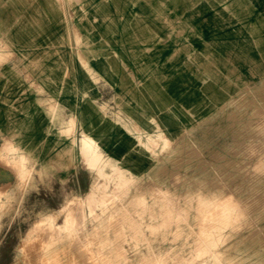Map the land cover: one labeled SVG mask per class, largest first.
<instances>
[{
	"label": "rangeland",
	"instance_id": "rangeland-1",
	"mask_svg": "<svg viewBox=\"0 0 264 264\" xmlns=\"http://www.w3.org/2000/svg\"><path fill=\"white\" fill-rule=\"evenodd\" d=\"M240 14L245 15L244 20ZM235 27L244 29L246 34L228 35ZM250 28L261 31L260 39L249 36L252 35L248 34ZM228 37L230 40L242 37L247 41L250 38V42L240 49L241 54L234 46L224 44ZM253 47L259 54L256 61L247 58L251 57L249 49ZM0 51V61H3L0 62V145L7 130L14 136L27 133L32 119L29 110H35L38 104L45 108L49 102L63 96L61 91L69 92V88L75 86V80L70 85L67 81L77 74V70L83 73L82 86L90 82L85 71L92 81L98 82L103 78L112 80L116 75L114 72L123 70L126 83L120 86L126 88L125 93L138 85L141 87L139 92L156 95L157 107L162 106V111L173 114L172 119L166 121L157 112L158 119L152 116L151 126L140 127L136 135L140 136L139 142H145L139 143L138 152L145 154L144 166L148 168L144 172L129 170L132 176L127 187L108 199L103 198L102 204H91L93 198H88V192L97 182L107 184L106 190L112 189V183H106L98 173L97 168L105 164L103 159L96 163L98 166L90 168V156L82 160L93 169L95 184L91 190L77 191L81 197L71 196L65 210L62 209L68 199L65 193L75 191H61V206L55 211L49 209L43 215H36L35 225L33 223L30 231L23 232L26 234L23 237L11 236L9 229L19 216L8 214V211L6 217L10 219V227L0 231H7L6 243L0 250L4 256L0 264H264V145L261 146L263 150L258 151L264 142V123L258 124L264 122V0H0ZM240 60L243 63H239ZM202 62L214 67L210 73L216 81H210L212 78L209 79L202 70ZM136 72L140 77H135V81ZM190 91L198 94V100L190 99ZM199 98L203 102L196 113ZM257 106L262 109L256 111ZM140 107L148 109L147 104ZM176 120L178 126L173 124ZM159 132L170 142L159 137ZM251 138L255 139L250 141ZM5 157L3 149L1 161H5ZM257 158L262 162L256 161ZM21 159L10 161L13 165H9L18 172L20 183L14 187L10 185L8 192L5 186L0 187L1 190L5 188L0 209L17 206L18 198L23 209L22 202L25 204L30 193L22 188L29 173L24 175ZM25 161L30 166L35 159L26 158ZM115 163L126 167L122 162ZM103 167L105 172L111 169L109 165ZM151 177L159 180L153 181ZM188 193L191 194L185 196ZM217 195L220 198L213 199ZM197 196L203 197V202L210 200L203 207L200 204L203 202H196L202 199L196 200ZM222 198L229 201L224 202ZM233 202L234 207L231 206ZM161 203L164 204L161 206ZM223 203L226 206L222 205L221 211L219 205ZM166 204L170 209L173 205V209L170 211ZM208 204L212 207L215 204L217 212ZM199 205L204 208L202 211L198 210ZM238 205L242 207V214L245 212L241 216ZM198 212H202V216ZM168 213L171 214L170 221L165 216ZM234 213L236 216L231 215ZM211 214L213 216L209 217ZM3 217L5 215L0 219ZM212 217H216L215 221ZM233 217L240 219L236 218L237 221ZM15 234L21 235V232ZM198 239L203 241L202 244ZM206 239H209V242L205 241L207 244ZM261 242L263 246L259 245ZM227 246L233 248L229 247L230 250ZM218 251L222 252L221 256Z\"/></svg>",
	"mask_w": 264,
	"mask_h": 264
},
{
	"label": "crops",
	"instance_id": "crops-1",
	"mask_svg": "<svg viewBox=\"0 0 264 264\" xmlns=\"http://www.w3.org/2000/svg\"><path fill=\"white\" fill-rule=\"evenodd\" d=\"M76 73L67 81L70 85L71 81L75 80V86L69 88V92L61 91L64 93L63 96L60 95L54 100L55 103L49 102L45 108L38 104L35 110H29L32 119L27 133L14 136L7 130L3 137L0 155L4 149L6 157L5 161L0 159V187L5 185L6 189L8 188L7 192L10 185L14 187V184L20 183L18 172L9 165L12 160H18L22 154L25 158L35 159L30 166L25 167V162L21 165L22 170L30 175L22 188L30 193L25 204L22 202L24 209L22 214L16 217L14 226L9 229L12 237L26 236L23 232L30 231V227L35 225L33 221L37 218L36 215L45 214L46 209L57 210L61 206L59 202V198L62 197L61 191H75L65 193L67 197H71L77 195L79 190L88 191L92 188L94 171L84 164L82 160L84 155L80 150V140L85 134L95 140L97 149L103 157L122 162L129 170L144 172L148 167L144 166L145 154L138 152L136 134L140 131L139 128L151 126L152 122L149 119L152 116L158 119L157 112L166 121L173 117L168 110L162 111L164 107H157L156 95L148 96L147 93L139 92L140 86H130L133 91L125 93L126 88L120 86L126 83L123 79L126 77L123 70L114 72L116 75L112 76V80L103 78L98 82L92 81L85 71L90 81L86 86H82L80 82L83 73L79 70ZM136 73L135 81V77L137 79L140 77L138 72ZM185 74L188 77V71ZM186 76L182 74V77ZM145 104L148 105V109H141L140 105ZM72 120L75 121L74 124ZM19 150L23 151L18 152ZM6 223H9L8 218ZM15 232H21V235Z\"/></svg>",
	"mask_w": 264,
	"mask_h": 264
},
{
	"label": "bare ground",
	"instance_id": "bare-ground-1",
	"mask_svg": "<svg viewBox=\"0 0 264 264\" xmlns=\"http://www.w3.org/2000/svg\"><path fill=\"white\" fill-rule=\"evenodd\" d=\"M76 1H77V0H76ZM240 15H241V14H240ZM244 17H245V15H241V18H242L243 20H244ZM70 18H71V17H70ZM236 26H239V25L236 23ZM75 27H76V26H75ZM249 30H250V31H248V34H252V35H249L250 37L253 36V37L256 38V39H260V37L262 36V35H261V31H259V30H257V29H252V28H250ZM241 34H242V35H243V34L245 35V34H246V31H245L244 29H243V30H242V29H237V28L235 27V29L232 30V32H230L228 35L232 36V35H241ZM254 38H253V39H254ZM251 40H252V39H251ZM248 41L250 42V38H249ZM248 41H247L246 38H242V37H240V38H236L235 40H233V39L230 40V38L228 37V39L226 40V42H225L224 44L227 45V46H230V45L234 46V47L237 49V51H240L241 54H242V51H241L240 49H241L242 47H244L245 43L248 42ZM1 50H2V49H1ZM0 52H1V51H0ZM12 53H13V52H12ZM12 53H11V54H12ZM249 54H250L251 57L248 56L247 58H249V59H251V60L254 59L255 61H256V58H258V56H259L256 47H255V48L253 47V48L249 49ZM0 55H1V54H0ZM3 58H4V57H3ZM81 58H82V57H81ZM0 59H2V57H1ZM80 60H82V59H80ZM83 60H84V59H83ZM4 61H5V60H4ZM247 61H248V60H247ZM0 62H3V61H0ZM81 62H82V61H81ZM239 63H243V62L240 60ZM239 63H238V64H239ZM201 65L203 66V69H202V70H203V71L205 72V74L209 77V79L212 78V77H211L212 74H211L210 72L213 71V68H214V67H213V66H210L209 64L204 63V62H202ZM131 74H132V73H131ZM25 75H27V73H26ZM93 76H95V75H93ZM93 76H92V77H93ZM133 78H134V77H133ZM214 78H215V77H214ZM214 78L210 79V81H211V82H212V81H213V82L216 81V78H215V79H214ZM98 80H99V79H98ZM190 80H193V79H190ZM263 80H264V79H263ZM39 85H40V84H39ZM208 85H209V83H207V86H208ZM263 87H264V86H263ZM38 92H39V90H38ZM263 95H264V94H263ZM189 97H190V99L194 100L192 97L197 98V97H198V94L195 93V92L190 91V92H189ZM262 98L264 99V97H262ZM53 99H54V98H53ZM248 99H250V98H248ZM187 100H188V99H187ZM195 100H198V98L195 99ZM47 101H48V100H47ZM184 101H185V100H184ZM226 101L229 102L230 99H227ZM226 101H225V102H226ZM231 101H233V100H231ZM231 101H230V102H231ZM252 101H253V100H252ZM252 101H251V102H252ZM53 102H54V101H53ZM53 102H52V103H53ZM56 102H57V101H56ZM195 102H196V101H195ZM202 102H203V99H202V98H199V103H198V102H197L198 104L196 103V104L198 105V109H197V107H196V108L194 107L195 110L197 109V110L195 111L196 113H198L199 108H200ZM47 103H48V102H47ZM54 103H55V102H54ZM244 103H245V102H244ZM244 103H243V105H245ZM246 103H247V102H246ZM248 103H250V101H249ZM252 103H253V102H252ZM41 104H42V103H41ZM107 104H108V102H107ZM187 104H188V102L185 103V106H186V107H187ZM262 104H263V103H262ZM211 105L214 106V103H212ZM54 106H55V105H54ZM111 106H112V105H111ZM208 106H209V105H208ZM236 106H237V105H236ZM104 107H105V106H104ZM241 107H242V105H241ZM48 108H49V107H48ZM108 108H109V107H108ZM238 108H239V107H238ZM49 109H50V108H49ZM53 109H54V108H53ZM103 109H104V108H103ZM256 109L259 111V109H262V107L258 109V106H257V107L255 108V110H256ZM50 110H52V109H50ZM117 110H118V109H117ZM257 110H256V111H257ZM262 112H263V111H262ZM53 113H54V112H53ZM191 113H192V112H191ZM253 113H254V111H253ZM256 113H257V112H256ZM104 114H105V113H104ZM263 114H264V113H263ZM118 116H119V115H118ZM252 116H254V114H252ZM257 116H258V115H257ZM249 117H250V116H249ZM68 118H70V117H68ZM235 118H236V117H235ZM50 119H51V118H50ZM122 119H123V118H122ZM150 119H151V118H150ZM150 119H149V120H150ZM154 119H155V118H154ZM250 119H251V118H250ZM72 121H73V120H72ZM155 121H156V120H155ZM235 121H236V120H235ZM256 121H257V120H256ZM74 122H75V121H73V124H74ZM134 122H135V121H134ZM154 123H155V122H154ZM255 123H256V122H255ZM255 123H254V125H255ZM259 123L261 124V123H264V122H263V121H262V122H258V124H259ZM122 124H123V123H122ZM158 124H159V123H158ZM173 124H174V126H178V125H177V124H178V121H177V120H176V121H173ZM258 124H257V125H258ZM67 125H68V123H67ZM71 125H72V124H71ZM261 125H262V124H261ZM123 126H124V125H123ZM128 126H129V125H128ZM159 126H160V124H159ZM159 126H158V127H159ZM161 126L164 127L163 125H161ZM248 126H249V124H248ZM248 126H247V128H248ZM259 126H260V125H259ZM251 127H252V126H251ZM129 128H131V127L129 126ZM132 128H133V127H132ZM135 128H136V127H135ZM254 128H255V127H254ZM125 129H126V128H125ZM139 129H140V128H139ZM257 129H258V128H257ZM72 130H73V128H72ZM126 130H127V129H126ZM156 130H157V129H156ZM245 130H246V129H245ZM245 130H244V131H245ZM249 130H250V129H249ZM259 130H261V129H259ZM263 130H264V129H263ZM263 130H262V131H263ZM132 131H133V130H132ZM240 131H242V130H240ZM262 131H261V132H262ZM71 132H72V131H71ZM161 132H163V131H161ZM161 132L158 133L159 137H161V138L163 137L165 140H168V138H166V136H165V137H164V136H160V135H161V134H160ZM255 132H256V130H255ZM255 132H254V133H255ZM263 132H264V131H263ZM263 132H262V133H263ZM83 133H84V132H83ZM245 133H246V132H245ZM258 133H259V132H258ZM84 134H85V133H84ZM144 134H146V133H144ZM149 134H152V133H149ZM69 135H70V134H69ZM257 135H258V138H259V134H257ZM80 136H81V134H80ZM133 136H135V135H133ZM73 137H74V136H73ZM138 137L140 138V136H138ZM246 137H247V136H246ZM260 137H261V136H260ZM135 138H136V137H135ZM148 138H150V137H148ZM152 138H153V137H152ZM179 138H180V137H179ZM262 138H263V137H262ZM254 139H255V138H253V140H254ZM259 139H260V138H259ZM162 140H163V139H162ZM176 140H177V139H176ZM253 140H252V138L250 139V141H253ZM80 141H81V146H80V145H79V146L81 147L80 150H82L81 152L83 153L84 158L87 159V158L90 157V156H91V158H92V161H91V167H90V168H94V167L98 166V165H97V164H98V161H99L100 159H103V161H104L105 164H101L102 167H101V168H99V167L97 168V169H98V173L101 174V175L104 177L106 183H112V189L106 190L107 184H105V183H101V182H97V183L95 184V182H93V183L95 184V185H94V188L92 187L93 189H92V190L90 189L91 191L88 192V195H87V196H88L89 199L93 198V199H92L93 202H91V204L94 203V204L100 205V204H102V200H103V198H104V200H105V199H108V198L112 197L113 194H115L118 190H120V189H122V188H124V187H127V185H128V184H127V181L130 180V177H131L132 175H131V172L129 171V169H128L127 167H124L123 165H119V164L115 163V161L112 160V159H110V157H105V156L103 157L102 154H101V152L98 151V149H97V144L95 143V140H94L92 137H89V135L86 136V134H85V136H84V137L82 138V140H80ZM143 141H144V140H143ZM168 141H169V140H168ZM234 141H235V140H234ZM144 142H145V141H144ZM144 142H143V143H144ZM169 142H170V141H169ZM172 142H173V141H172ZM242 142H243V140H242ZM260 142H261V141H260ZM138 143H142V141L140 140V142H139V140H138ZM143 143H142V144H143ZM173 143H174V142H173ZM175 143H177V141H175ZM252 143H253V142H252ZM255 143H256V144H259V143H257V142H255ZM157 144H158V143H157ZM157 144H155V145H157ZM161 144H162V143H161ZM167 144H168V143H167ZM238 144H239V146L241 145L240 142H238ZM244 144H245V143H244ZM186 145H187V144H186ZM251 145H252V144H251ZM263 145H264V142H263V144L261 143L260 147L263 146ZM166 146H167V145H166ZM159 147H160V146H159ZM193 147H194V145H193ZM258 147H259V146H258ZM258 147H257V148H258ZM156 148H157V147H156ZM170 148H171V147H170ZM185 148H186V147H185ZM232 148H233V147H232ZM232 148H231V149H232ZM241 148H242V147H241ZM241 148H240V149H241ZM244 148H245V147H244ZM247 148H249V147H247ZM158 149H159V148H158ZM192 149H193V148H192ZM251 149H252V148H251ZM261 149H262V147H261L258 151H260ZM169 150H170V149H169ZM182 150H183V147H182ZM245 150H246V149H245ZM262 150H263V149H262ZM15 151H16V150H15ZM21 151H23V150H21ZM156 151H157V149H156ZM158 151H159V150H158ZM189 151H190V150H189ZM193 151H195V149H194ZM193 151H192V152H193ZM232 151H233V150H232ZM236 151H238V150H236ZM154 152H155V150H154ZM172 152H173V151H172ZM242 152H243V151H242ZM247 152H248V149H247ZM150 153H151V152H150ZM162 153H163V152H162ZM190 153H191V151H190ZM193 153H194V152H193ZM235 153H236V152H235ZM256 153H257V150H256ZM28 154H29V153H28ZM80 154H81V153H80ZM196 154H197V153H196ZM196 154H195V155H196ZM19 155H20V154H19ZM158 155H159V154H158ZM180 155H181V153H180ZM187 155H188V154H187ZM190 155H191V154H190ZM192 155H194V154H192ZM197 155H198V154H197ZM16 156H17V155H16ZM81 156H82V155H81ZM106 156H107V155H106ZM159 156H160V155H159ZM215 156H216V155H215ZM254 156H255V155H254ZM258 156H259V155H258ZM258 156H257V157H258ZM262 156H263V155H262ZM18 157H19V156H18ZM18 157H17V158L15 157V158L18 159ZM153 157H154V156H153ZM156 157H157V156H156ZM218 157H220V156H218ZM260 157H261V156H260ZM1 158H2V157H1ZM19 158H22L21 160H22L23 163L26 162V161H25L26 158H25V156H24L23 154H22ZM82 158H83V157H82ZM154 158H155V157H154ZM188 158H190V157H188ZM157 159H160V158H157ZM173 159L175 160V158H173ZM178 159H179V158H178ZM186 159H187V158H186ZM186 159H185V160H186ZM200 159H201V158H200ZM263 159H264V158H263ZM176 160H177V159H176ZM181 160H182V159H181ZM188 160H189V159H187V161H188ZM202 160H204V159H202ZM258 160H260V159L257 158L256 161H258ZM101 161H102V160H101ZM101 161H100V162H101ZM179 161H180V160H179ZM179 161H178V162H179ZM200 161H201V160H200ZM200 161H199V162H200ZM206 161H208V160H206ZM256 161H255V162H256ZM260 161H261V160H260ZM172 162H173V161H172ZM178 162H177V163H178ZM185 162H186V161H185ZM204 162H205V161H204ZM225 162H226V161H225ZM261 162H262V161H261ZM263 162H264V161H263ZM96 163H97V164H96ZM175 163H176V162H175ZM182 163H183V160H182ZM11 164L13 165V163H11ZM199 164H201V163H199ZM219 164H220V163H219ZM230 164H231V163H230ZM232 164H233V162H232ZM232 164H231V165H232ZM106 165H109V166L111 167L110 171H108V172H107V171L105 172V170L103 169V168H104L103 166H106ZM181 165H182V164H181ZM237 165H238V164H237ZM26 166H27V165L25 164V167H26ZM238 166H240V165H238ZM243 166H244V165H243ZM23 167H24V166H23ZM178 167H179V166H178ZM218 167H219V166H218ZM224 167H225V166H224ZM224 167H223V168H224ZM176 168H177V167H176ZM182 168H183V167H182ZM203 168H204V167H203ZM245 168H246V167H245ZM16 169H17V168H16ZM25 169H26V168H25ZM27 169H28V168H27ZM191 169H192V168H191ZM166 170H167V169H166ZM170 170H171V169H170ZM28 171H31V170H28ZM37 171H38V170H37ZM161 171H162V170H161ZM175 171H176V170H175ZM38 172H39V171H38ZM163 172H164V171H163ZM163 172H161V173H163ZM165 172H166V171H165ZM222 172H223V171H222ZM256 172H257V171H256ZM218 173H219V172H218ZM165 174H166V173H165ZM171 174H172V173H171ZM177 174H178V173H177ZM231 174H232V173H231ZM3 175H4V174H3ZM24 175H26V171H24ZM217 175H218V174H217ZM217 175H216V176H217ZM228 175H229V174H228ZM228 175H226V176H228ZM258 175H259V174H258ZM174 176H175V175H174ZM216 176H215V177H216ZM229 176H230V175H229ZM27 177H28V176H27ZM128 177H129V178H128ZM179 177H180V176H179ZM253 177H254V176H253ZM256 177L258 178V177H260V176H256ZM4 178H5V177H4ZM151 178H152V177H151ZM170 178H171V177H170ZM170 178H169V179H170ZM182 178H183V177H182ZM182 178H181V179H182ZM212 178H213V177H212ZM220 178H221V177H220ZM226 178H227V177H226ZM251 178H252V177H251ZM133 179H135V178H132V180H133ZM138 179H139V178H138ZM152 179H153V181H154V180H159V178H158V179H156V178H152ZM181 179H180V180H181ZM185 179H186V178H185ZM185 179H184V180H185ZM193 179H194V178H193ZM135 180H136V179H135ZM140 180H142V179H140ZM255 180H256V179H255ZM136 181H137V180H136ZM147 181H148V180H147ZM168 181H169V180H168ZM172 181H173V180H172ZM172 181H171V182H172ZM199 181H200V180H199ZM218 181H219V179H218L216 182H218ZM231 181H233L232 178H231ZM231 181H230V182H231ZM137 182H138V181H137ZM140 182H141V181H140ZM150 182H151V181H150ZM188 182H189V181H188ZM205 182H207V181H205ZM216 182H215V183H216ZM223 182H224V181H223ZM176 183H177V182H176ZM189 183H190V182H189ZM196 183H197V182H196ZM198 183H199V182H198ZM212 183H213V181H212ZM224 183H226V182H224ZM228 183H229V182H228ZM2 184H3V183H2ZM18 184H19V182H18ZM126 184H127V185H126ZM138 184H139V183H138ZM146 184H147V183H146ZM154 184H155V183H154ZM154 184H153V187H154ZM156 184H157V183H156ZM171 184H172V183H171ZM173 184H174V183H173ZM173 184H172V185H173ZM222 184H223V183H222ZM222 184H221V185H222ZM249 184H250V183H249ZM157 185H159V184H157ZM160 185H161V184H160ZM199 185H200V183H199ZM216 185H217V184H216ZM216 185H213V186L216 187ZM224 185H225V184H224ZM226 185H227V184H226ZM226 185H225V186H226ZM0 186H1V185H0ZM4 186H5V185H2V187H4ZM17 186H18V185H17ZM137 186H138V185H137ZM146 186H147V185H146ZM150 186H152L151 183H150ZM162 186H163V184H162ZM201 186H202V185H201ZM201 186H200V187H201ZM209 186H210V185H209ZM218 186H219V184H218ZM236 186H237V185H236ZM153 187H149V189L151 188V190H154V189H152ZM173 187H174V186H173ZM196 187H197V186H196ZM205 187H206V186H205ZM234 187H235V186H234ZM251 187H252V185H251ZM5 188H6V187H5ZM5 188H4V190H5ZM136 188H137V187H136ZM161 188H162V187H161ZM165 188H166V187H165ZM167 188H168V187H167ZM222 188H225V187L222 186ZM7 189H8V188H7ZM21 189H22V188H21ZM168 189H169V188H168ZM186 189H187V188H186ZM194 189H195V188H194ZM2 190H3V189H2ZM2 190L0 189V200H1V196H2V194H3ZM4 190H3V191H4ZM156 190H158V189H156ZM192 190H193V189H192ZM198 190H199V189H198ZM216 190H217V188H216ZM224 190H225V189H224ZM224 190H223V191H224ZM235 190H236V187H235ZM237 190H238V188H237ZM237 190H236V191H237ZM254 190H255V189H254ZM5 191H6V190H5ZM18 191H19V190H18ZM18 191H17V192H18ZM148 191H150V190H148ZM148 191H147V192H148ZM189 191H191V190H189ZM226 191H227V189H226ZM239 191H240V190H239ZM257 191H258V190H257ZM257 191H256V192H257ZM261 191H262V190H261ZM261 191H260V192H261ZM152 192H153V191H152ZM158 192H159V191H158ZM174 192H175V191H174ZM192 192H193V191H192ZM200 192H201V191H200ZM200 192H199V193H200ZM228 192H229V191H228ZM251 192H252V191H251ZM5 193H6V192H5ZM149 193H151V192H149ZM156 193H157V192H156ZM159 193H161V191H160ZM167 193H168V192H167ZM193 193H194V192H193ZM193 193H192V194H193ZM217 193H218V191H217ZM217 193H215V194H217ZM221 193H222V192H221ZM225 193H226V192H225ZM230 193H231V192H230ZM254 193H255V191H254ZM261 193H262V192H261ZM162 194H163V193H162ZM162 194H159V195H162ZM175 194H176V193H175ZM190 194H191V193H190ZM190 194L188 193V195H185V196H189ZM203 194H204V192H203ZM210 194H212V193H210ZM249 194H250V193H249ZM258 194H260V193L258 192ZM6 195H8V194L6 193ZM9 195H10V194H9ZM14 195H16V194H14ZM159 195H158V196H159ZM165 195H166V194H165ZM193 195H194V194H193ZM205 195H206V194H205ZM224 195H227V194H224ZM253 195H254V194H253ZM10 196H11V195H10ZM87 196L85 195V197H87ZM158 196H157V197H158ZM166 196H167V195H166ZM166 196H165V197H166ZM185 196H184V197H185ZM194 196H195V195H194ZM194 196H193V197H194ZM201 196H202V195H201ZM201 196H200V197H201ZM203 196H204V195H203ZM260 196H262V195H260ZM15 197H16V196H15ZM21 197H22V194H21ZM21 197H20V198H21ZM73 197H81V196H80V194H77V195H73ZM157 197H156V198H157ZM184 197H183V198H184ZM197 197H198V198L195 197L196 200L200 198L199 196H197ZM206 197L208 198V197H210V196L208 195V196H206ZM223 197H224V196H223ZM225 197L227 198V196H225ZM229 197H231V200H232L233 196L231 195V196H229ZM229 197H228V198H229ZM255 197H256V196L254 195V199H256ZM257 197H258V195H257ZM66 198H68V199H66L67 201H66V203L64 204V206H63V208H62V209H64V210H65L66 207H67V202H68V200H69L70 197H66ZM158 198H159V197H158ZM158 198H157V200L160 199V198H159V199H158ZM161 198H162V196H161ZM170 198H171V197H170ZM186 198H187V197H186ZM201 198H202L201 201H200V199H199V200H197L196 202L199 201V203H200V202H203L202 200H205V199H203V197H201ZM215 198H218V195H217V197H213V199H215ZM219 198H220V196H219ZM219 198H218V199H219ZM226 198H225V199H226ZM237 198H238V197H237ZM246 198L248 199V197H246ZM164 199H166V198H164ZM184 199H185V198H184ZM188 199H189V198H188ZM188 199H187V200H188ZM192 199H193V198H192ZM192 199L190 198L189 201H192ZM218 199H217V201H218ZM222 199H223V198H222ZM222 199H221V200H222ZM244 199H245V197H244ZM249 199H250V198H249ZM260 199H261V197H260ZM3 200H4V199H3ZM3 200H2V201H3ZM87 200H88V199H87ZM169 200H172V199H169ZM169 200H168V201H169ZM208 200H210V198L206 200L207 203H208ZM223 200H224V199H223ZM235 200H236V199H235ZM241 200H242V199H241ZM251 200H252V199H251ZM256 200H257V199H256ZM256 200H255L254 203H257ZM2 201H1V202H2ZM79 201H82V200H79ZM189 201H188V202H189ZM206 201H204L203 203H200V204H203V207H204V203H205ZM211 201H212V200H211ZM215 201H216V200H215ZM217 201H216V202H217ZM226 201H229V200H224V202H226ZM242 201H243V200H242ZM246 201H248V200H246ZM19 202H21V200L18 198V199L16 200V205H17V206L13 207L12 209L9 208V210H7V209H8V208H6L7 206L5 207L6 209H5V208H4V209H0V217H2L3 215H5V217H3V218L0 219V231L3 230V229L6 230V229H8V228L10 227V221H9V223H6V218H7L6 215H7V213H8L7 211H10L8 214L11 213V215H12V214H15L16 216H20V215L22 214L21 210L23 211L24 209L20 208V204H19ZM143 202H144V200H143ZM143 202H142V203H143ZM158 202H159V201H158ZM160 202H161V201H160ZM162 202H163V201H162ZM164 202H165V201H164ZM186 202H187V201H186ZM216 202H215V203H216ZM218 202H219V201H218ZM218 202L216 203V205L219 204ZM220 202H221V201H220ZM243 202H244V201H243ZM258 202H259V201H258ZM5 203H6V202H5ZM140 203H141V202H139V204H140ZM156 203H157V202H156ZM211 203H213V202H211ZM227 203H228V202H227ZM229 203H230V202H229ZM234 203H235V202L231 203V204H232L231 206H233V205L236 206ZM244 203H245V202H244ZM249 203H250V201H248L247 204H249ZM251 203H252V202H251ZM143 204H144V203H143ZM162 204H164V203H161V206H162ZM167 204H168V203H167ZM167 204H166V205H167ZM171 204H172V203H171ZM224 204H226V203L220 204L219 206L221 207V206L224 205ZM238 204H239V203H238ZM257 204H258V203H257ZM257 204H256V205H257ZM262 204H263V202H262ZM157 205H159V204H157ZM166 205H165V206H166ZM168 205H169V204H168ZM168 205H167L166 207H169V209H170V206H168ZM205 205H206V204H205ZM214 205H215V204H214ZM214 205H213V207H214ZM216 205H215V206H216ZM240 205H243V203H241ZM240 205H238V208H239ZM249 205H250V204H249ZM259 205H261V203H260ZM259 205H257V206H259ZM163 206H164V205H163ZM199 206H200V208H198V210L202 211L204 208L201 209L202 206H201V205H199ZM208 206H210V204H208ZM224 206H226V205H224ZM228 206H230V204H228ZM231 206H230V208H231ZM234 206H233V207H234ZM250 206H252V205H250ZM257 206H256V208H258ZM92 207H93V206H92ZM159 207H160V205H159ZM173 207H174V206L172 205L171 209H173ZM206 207H207V206H206ZM213 207L210 206V208H212V210H213L214 212H217V210H214L215 207H214V208H213ZM233 207H232V208H233ZM253 207L255 208L254 204H253ZM253 207H252V208H253ZM261 207H262V205H261ZM261 207H260V208H261ZM161 208H162V207H161ZM163 208H164V207H163ZM207 208H208V207H207ZM218 208H219V207H218ZM218 208H216V209H218ZM223 208H224V207H223ZM227 208H228V207H227ZM230 208H228V209L230 210ZM241 208H242V207H241ZM241 208H239V211H240V213H241L240 216L243 215V214L245 213V212H244V213L242 214V211L240 210ZM244 208H245V207H244ZM244 208H243V211H245ZM246 208H247V210H246V212H247V211H248V207H246ZM250 208H251V207H250ZM254 208H253V209H254ZM169 209H168V210H169ZM171 209H170V211H171ZM208 209H209V208H208ZM219 209H220L221 211L223 210L222 207L219 208ZM224 209H225V211L227 210L226 208H224ZM161 210H163V209H161ZM166 210H167V208H166ZM168 210H167V212H169ZM209 210H210V209H209ZM229 210H228V211H229ZM262 210H263V209H262ZM11 211H12V212H11ZM45 211L47 212L48 209H46ZM59 211H60V210H59ZM159 211H160V210H159ZM164 211H165V209L163 210V212H164ZM205 211H206V210H205ZM207 211H208V210H207ZM213 211H212V212H213ZM228 211H227V212H228ZM234 211H235V210H234ZM237 211H238V209H237ZM249 211H251V210H249ZM227 212H226V213H227ZM231 212H232V210H230V213H231ZM18 213H19V214H18ZM54 213H55V212H54ZM72 213H73V212H72ZM157 213H158V212H157ZM165 213H166V211H165ZM165 213H164V214H165ZM198 213H200V212H198ZM223 213H224V212H223ZM223 213H222V214H223ZM230 213H228V215H229ZM235 213H236V212H235ZM235 213H234V214H231V215L234 216ZM263 213H264V212H263ZM50 214H52V213H50ZM55 214H56V213H55ZM73 214H74V213H73ZM171 214L173 215V211H172ZM171 214L168 213V215H165V216H167V217L169 218V221H170V217H169V215H171ZM201 214H202V212H201L200 214H198V215H201ZM203 214L205 215V213H203ZM208 214H209V213H207L206 216H208ZM212 214H213V213H212ZM212 214L209 215V217L213 216ZM214 214H215V213H214ZM218 214H219V213H218ZM220 214H221V213H220ZM236 214H237V213H236ZM238 214H239V213H238ZM238 214H237V215H238ZM261 214H262V213H261ZM160 215H161V214H160ZM162 215H163V213H162ZM162 215H161V216H162ZM223 215H224V214H223ZM228 215H227V216H228ZM13 216H14V215H13ZM38 216H40V214H39ZM45 216H47V214H46ZM201 216H202V215H201ZM201 216H200V217H201ZM206 216H205V217H206ZM235 216H236V215H235ZM246 216H247V215H246ZM254 216H255V215H254ZM259 216H260V215L258 214V217H259ZM41 217H42V216H41ZM162 217H163V218H166V217H164V216H162ZM198 217H199V216H198ZM200 217H199V219H200ZM205 217H204V218H205ZM209 217H207V218H209ZM228 217L231 218L230 216H228ZM247 217H248V216H247ZM255 217H256V216H255ZM258 217H257V218H258ZM11 218H12V216H11ZM212 218H213V221H215L214 218H216V217H212ZM223 218H224V217H223ZM236 218H238V217H236ZM236 218H235V219H236ZM244 218H245V217H244ZM257 218H256V219H257ZM261 218H262V216H261ZM15 219H16V217H15ZM15 219H14L13 222H15ZM39 219H40V218H39ZM47 219L49 220V218H47ZM53 219H54V217H53ZM161 219H162V218H161ZM166 219H167V218H166ZM166 219H165V220H166ZM218 219H219V218L217 217V220H218ZM225 219H226V218H225ZM227 219H228V218H227ZM233 219H234V217H233ZM235 219H234V220H235ZM238 219H240V218H238ZM238 219H236V220L238 221ZM9 220H10V219H9ZM40 220H41V219H40ZM51 220H52V219H50V221H51ZM163 220H164V219H163ZM205 220H207V219H205ZM210 220L212 221V219H209L208 221H210ZM234 220H232V221H234ZM246 220H247V219H245V221H246ZM250 220H251V218H250ZM254 220H255V218L253 219V221H254ZM257 220H258V219H257ZM77 221H78V220H77ZM200 221H201V219H200ZM224 221H225V220H224ZM224 221H223V222H224ZM228 221H230V220H228ZM245 221L243 222V224H246ZM63 222H64V221H63ZM67 222H68V221H67ZM74 222H75V221H74ZM161 222H162V221H161ZM163 222H164V221H163ZM202 222H204L203 219H202ZM202 222H201V223H202ZM216 222H217V221H216ZM218 222H222V221L219 220ZM239 222H241V221L239 220ZM239 222H238V224H239ZM250 222H252V220H251ZM11 223H12V221H11ZM167 223H168V222H167ZM204 223H206V221H205ZM210 223H212V222H210ZM231 223H232V222H231ZM252 223H253V222H252ZM12 224H13V223H12ZM48 224H49V223H48ZM161 224H162L161 226L164 225L163 223H161ZM206 224H207V223H206ZM208 224H209V223H208ZM208 224H207V225H208ZM213 224H214V223H213ZM226 224H228L227 221H226ZM226 224L223 223V225H226ZM233 224H234V223H233ZM235 224H236V223H235ZM250 224H251V223H250ZM53 225H54V224H53ZM55 225H56V224H55ZM55 225H54V226H55ZM134 225H135V224H134ZM149 225H150V224H149ZM159 225H160V224H159ZM207 225H206V226H207ZM219 225H220V224H218V226H219ZM223 225H222V226H223ZM229 225H230V223H229ZM254 225H255V224H254ZM254 225L251 224V226H254ZM50 226H51V225H50ZM150 226H151V225H150ZM157 226H158V225H156V227H157ZM161 226H160V227H161ZM200 226L202 227V226H204V225L200 224ZM216 226H217V225H216ZM222 226H221V228H223ZM232 226H233V225H232ZM239 226H241V224H240ZM243 226H244V225H243ZM256 226H257V225H256ZM135 227H136V225L134 226V228H135ZM156 227H154V228H156ZM201 227H200V228H201ZM207 227H209V226H207ZM230 227H231V226H230ZM244 227H245V226H244ZM246 227H247V226H246ZM137 228H138V227H137ZM137 228H135V229H137ZM202 228H204V227H202ZM205 228H206V227H205ZM210 228H213V227H210ZM218 228H219V227H218ZM234 228H237V227L234 226ZM234 228H232V229H234ZM53 229H54V228H53ZM132 229H133V227H132ZM157 229H158V227H157ZM157 229H156V231H158ZM160 229H161V228H160ZM206 229H207V228H206ZM206 229H205V230H206ZM214 229H215V228H214ZM241 229H243V227H241L240 230H241ZM247 229H248V228H247ZM253 229H254V228H253ZM257 229H258V226H257ZM259 229L261 230V228H259ZM199 230L201 231V229H199ZM237 230H238V229H237ZM260 230H259V232H260ZM42 231H43V230H42ZM132 231H134V229H133ZM200 231H199V232H200ZM218 231H221V230L218 229ZM238 231H239V230H238ZM6 232H7V231H6ZM6 232L0 233V238H1V239H0V250L2 249L1 246H3V244L6 243V241H5V238H6ZM202 232H205V231H202ZM202 232H201V233H202ZM209 232H210V233H208V234L210 235V234H211V231H209ZM249 232H251V231H249ZM261 232H262V231H261ZM201 233H200V234H201ZM203 234L205 235V233H202V235H203ZM217 234H218V232H217ZM220 234H221V232H220ZM223 234H224V233H223ZM229 234H230V233H229ZM257 234H258V233H257ZM257 234H256V235H257ZM259 234H260V233H259ZM262 234L264 235V233H262ZM206 235H207V234H206ZM227 235H228V234H227ZM254 235H255V234H254ZM210 236L212 237L213 235H210ZM218 236H219V234H218ZM218 236L216 235L215 238L217 237L216 239H218ZM220 236H221V235H220ZM220 236H219V238H220ZM249 236H250V235H249ZM261 236H262V235H261ZM261 236H260V237H261ZM205 237H206V236H203L204 239H205ZM208 237H209V236H207V238H208ZM222 237H223V235H222ZM200 238H202V236H201ZM223 238H224V237H223ZM243 238H244V237H243ZM248 238H250V237H248ZM251 238H253V234H252V237H251ZM38 239H39V238H38ZM225 239H226V238H225ZM225 239H223V240H225ZM253 239H254V238H253ZM253 239H252V240H253ZM261 239H262V238H261ZM261 239H260V241H261ZM263 239H264V237H263ZM198 240H199V239H198ZM198 240H197V241H198ZM207 240H208V242H209V239L204 240V242L207 241ZM223 240H222V242H223ZM244 240H245V238H244ZM199 241H200V240H199ZM199 241H198V242H199ZM211 241H213V240L211 239ZM260 241H259V243H260ZM198 242H196V243L198 244ZM201 242H203V241H200L199 244H202ZM214 242H215V241H214ZM263 242H264V241H263ZM205 243H206V242H205ZM211 243H212V242H211ZM206 244H207V243H206ZM215 244H216V243H215ZM215 244H214V245H215ZM263 244H264V243H263ZM211 245H212V244H211ZM259 245H262V242H261V244H259ZM36 246H37V245H36ZM207 246H210V244H208ZM262 246H263V245H262ZM28 247H29V246H28ZM73 247H74V246H73ZM197 247H200V245H198ZM197 247H196V248H197ZM203 247H205V246H203ZM227 247H228V246H227ZM229 247H230V246H229ZM229 247H228V248H229ZM260 247H261V246H260ZM75 248H76V246H75ZM205 248H206V247H205ZM230 248H233V247H230ZM230 248H229V249H230ZM263 248H264V247H263ZM24 249H25V248H24ZM200 249H201V247H200ZM210 249L212 250L213 248L211 247ZM210 249H208V251H209ZM30 250H31V249H30ZM203 250H204V251H203ZM203 250H202V251H203L204 253H206V251H205L206 249H203ZM211 250H210V251H211ZM213 250H214V249H213ZM227 250H228V249H227ZM230 250H231V249H230ZM76 251H77V250H76ZM79 251H80V250H79ZM24 252H26V251H24ZM70 252H71V251H70ZM197 252H198V251H197ZM211 252H212V251H211ZM211 252H210L209 254H211ZM204 253H203V255H204ZM218 253H219V251H218ZM218 253H217V255H218ZM226 253H228V252H226ZM197 254H198V253H197ZM201 254H202V253H201ZM207 254H208V253H207ZM224 254H225V253H224ZM83 255H84V254H83ZM213 255H214V254H213ZM219 255L221 256V255H222V252L219 253ZM214 256H215V255H214ZM220 256H219V257H220ZM3 257H4V256H2V255L0 254V259H2ZM85 257H86V256H85ZM179 259H181V258H179ZM217 260H218V258H217ZM218 261H219V260H218ZM222 261H223V260H221V262H222ZM221 262H220V263H221ZM205 263H208V262L206 261ZM229 263H232V262H229ZM91 264H92V263H91ZM211 264H212V262H211ZM222 264H224V263H222Z\"/></svg>",
	"mask_w": 264,
	"mask_h": 264
}]
</instances>
